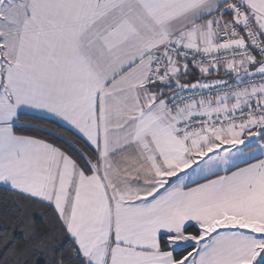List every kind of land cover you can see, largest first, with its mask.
Masks as SVG:
<instances>
[{
	"label": "snow or ice",
	"instance_id": "snow-or-ice-1",
	"mask_svg": "<svg viewBox=\"0 0 264 264\" xmlns=\"http://www.w3.org/2000/svg\"><path fill=\"white\" fill-rule=\"evenodd\" d=\"M0 264H264V0H0Z\"/></svg>",
	"mask_w": 264,
	"mask_h": 264
}]
</instances>
